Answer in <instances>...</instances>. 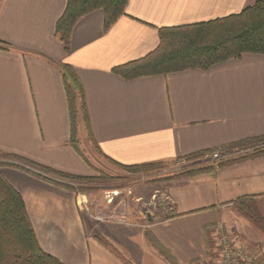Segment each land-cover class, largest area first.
<instances>
[{"label": "crops", "instance_id": "obj_1", "mask_svg": "<svg viewBox=\"0 0 264 264\" xmlns=\"http://www.w3.org/2000/svg\"><path fill=\"white\" fill-rule=\"evenodd\" d=\"M66 1L0 0V152L67 173H92L68 142L60 64L74 68L85 94L92 136L79 111L78 137L85 131L110 162H170L264 135V55L244 53L206 70L131 80L112 72L154 50L158 28L221 18L257 0H128L107 30L102 10L82 16L69 51L55 33ZM252 149L227 152L218 160ZM0 171L22 195L41 247L64 264H170L145 231L188 264L203 255L205 226L215 224L212 234L219 235L234 201L264 198V154L225 163L214 174L154 182L149 185L158 194L147 197L148 189L129 203L127 195L108 204L105 194L101 201L91 194L82 205L80 195L35 173L13 166ZM156 196L157 204L143 209L142 218L134 216L131 203ZM84 207L120 216L91 217L96 223H90L81 213ZM233 218L246 237L244 223Z\"/></svg>", "mask_w": 264, "mask_h": 264}, {"label": "trees", "instance_id": "obj_2", "mask_svg": "<svg viewBox=\"0 0 264 264\" xmlns=\"http://www.w3.org/2000/svg\"><path fill=\"white\" fill-rule=\"evenodd\" d=\"M128 0H67L64 12L56 21L55 33L59 36L65 51L70 48V36L76 22L84 15L95 11L103 12V28L122 14ZM159 43L154 50L139 58L116 66L112 72L128 80L142 76L164 75L191 68L202 70L238 59L244 53L264 55V0H257L241 11L205 22L185 24L157 29ZM0 47L2 45L0 44ZM63 87L67 99L70 125L69 144L89 165L79 147L77 128L78 112L82 114L88 136L91 138L85 94L81 81L68 64H60ZM253 148L252 150L224 160L203 161L204 154L212 151L227 153ZM264 154V135L245 138L221 148L194 152L170 162L156 161L134 165L112 163L127 173H150L157 168L175 165L179 160L196 162L176 172L174 177H195L203 173L214 174L225 163ZM13 166L35 173L52 183L69 189L76 194L95 191L101 185L115 180L116 176L104 172L96 175H77L52 169L12 153L0 152V167ZM239 214L264 231V215H261L251 197L233 202ZM215 224L204 227L203 255L188 264H203L210 260L215 251L212 231ZM148 242L170 264H181L154 236L144 232ZM0 264H64L56 256L45 251L38 242L22 195L6 180L0 171Z\"/></svg>", "mask_w": 264, "mask_h": 264}, {"label": "rangeland", "instance_id": "obj_3", "mask_svg": "<svg viewBox=\"0 0 264 264\" xmlns=\"http://www.w3.org/2000/svg\"><path fill=\"white\" fill-rule=\"evenodd\" d=\"M79 147L82 150L85 158L89 162V167L91 169L90 175H96L97 172H104L108 173L110 175L116 176L115 180H111L107 184H103L100 186L99 189L95 191H88L87 193H81L84 195L90 196L92 195V198H99L100 201L104 197L105 193H111L112 191H118L119 193L116 195L118 198L120 195H127L128 196V203L134 198L136 193L141 194H147L149 189V194H147V197H151L153 195L152 193L157 192L153 191L154 188H152L149 184H152L154 182H160L164 180L174 179V178H183V177H174V174L180 170H182L185 167H173L172 165L157 168L156 170L150 172V173H141V174H133V173H127L124 170L116 167L112 162L106 160L101 155L98 154L96 151L94 145L91 143V141L88 139L86 132L84 131V136L79 135ZM149 185V186H146ZM153 189V190H152ZM128 191L130 192L128 195ZM79 194V193H78ZM91 197V196H90ZM117 197H114L113 203L116 202ZM142 199L140 198L138 203H131L134 206V216H138L139 218H142L144 216V210L143 209H149L152 208L155 204H157L158 197H152L151 200H148V198ZM131 198V200H130ZM92 199V200H93ZM148 200V201H147ZM153 200V202H152ZM94 201V200H93ZM136 202V201H135ZM256 207L259 209L261 215H264V198L263 199H257L255 201ZM230 212V218H228L231 223H229V220L227 221L228 224H223L221 228L223 229L222 232H228L230 235L235 237V240L239 241L240 243L245 244L246 246L250 248H256L259 249L262 253V264H264V231L257 228L255 225H253L247 218L243 217L241 214L237 212V210L232 206L229 208ZM82 215L85 217L86 220L90 223H96V221L92 220V216L94 214V211L91 207H88V211L84 210L81 212ZM239 218L244 223L245 229L247 230L248 235L246 237L236 228V223L233 217ZM88 218V219H87ZM135 218V217H134ZM242 218V219H241ZM215 238L218 236L217 233L212 234ZM251 236V237H250ZM250 237L253 240L247 238ZM249 239V240H247ZM217 254L214 252L212 253V256L210 257V260L204 264H217Z\"/></svg>", "mask_w": 264, "mask_h": 264}, {"label": "built area", "instance_id": "obj_4", "mask_svg": "<svg viewBox=\"0 0 264 264\" xmlns=\"http://www.w3.org/2000/svg\"><path fill=\"white\" fill-rule=\"evenodd\" d=\"M225 153L219 151L207 152L204 154L203 161H216ZM196 164V162H186L184 159L179 160L173 167H187ZM119 192L112 191L111 193H105V201L110 204L113 202L114 196ZM128 193H130L128 191ZM82 205L86 202L85 195L79 193ZM84 210L88 211V207H84ZM100 220H115L120 215L117 213H102L98 210L93 215H90ZM215 251L217 254V264H262V253L259 249L250 248L243 243L235 240V237L230 235L228 232H220L215 238Z\"/></svg>", "mask_w": 264, "mask_h": 264}]
</instances>
